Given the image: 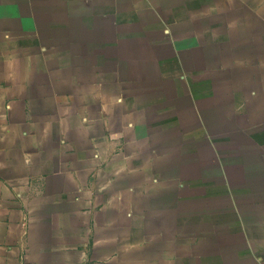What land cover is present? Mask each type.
Instances as JSON below:
<instances>
[{
  "label": "crops",
  "instance_id": "1",
  "mask_svg": "<svg viewBox=\"0 0 264 264\" xmlns=\"http://www.w3.org/2000/svg\"><path fill=\"white\" fill-rule=\"evenodd\" d=\"M0 264H264V0H0Z\"/></svg>",
  "mask_w": 264,
  "mask_h": 264
}]
</instances>
